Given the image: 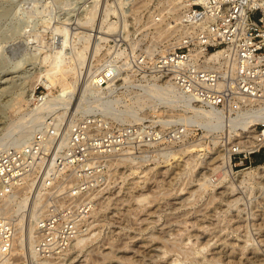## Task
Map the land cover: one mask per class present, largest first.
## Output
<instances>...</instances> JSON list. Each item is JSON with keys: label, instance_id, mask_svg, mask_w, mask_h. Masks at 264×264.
Returning a JSON list of instances; mask_svg holds the SVG:
<instances>
[{"label": "rangeland", "instance_id": "1", "mask_svg": "<svg viewBox=\"0 0 264 264\" xmlns=\"http://www.w3.org/2000/svg\"><path fill=\"white\" fill-rule=\"evenodd\" d=\"M94 1L0 0V141L16 134L15 130L6 135L7 127L21 112L36 104V95L61 90L58 77L63 75L66 82L76 77L74 94H77L80 83L91 77L104 59L115 55L117 48L130 54L132 46L134 53H138L150 43H162L172 29L173 17L166 10V0ZM91 7H96L93 29L104 8H108L107 21H114L113 32L110 30L104 39L93 29L88 31L90 37L81 32L80 21ZM54 25L66 28L67 43L59 54L61 67L68 68L64 73L50 63L53 48L60 42L59 35L50 37ZM94 46L99 47L95 55ZM80 51L82 55L85 52L82 62ZM45 55L51 56L45 60ZM123 76L128 79L126 74ZM146 80L143 77L125 83L119 78L115 82L116 102L112 109L118 121L115 131L118 126L142 123L149 132L150 143L138 146L128 135L123 145L115 146V169L109 173V180L102 185L94 184L82 196L91 200L92 209L87 212L85 226L77 237L89 235V239L72 246L76 237L61 253V264H264V176L243 184L238 183L236 176L244 168L264 163V159H258L264 150L252 154L243 164L234 165L230 161L232 171L224 174L219 183L206 181L209 185L204 188L200 185L204 175L213 177L216 172L213 168L227 153L219 135L213 144L212 136L203 135L200 127H192L184 134V128H178L180 122L170 120L181 111L178 107L156 104L152 98L138 95L142 92L138 83ZM132 109L137 115L129 114ZM120 110L129 115L125 121L119 119ZM86 115L71 112L64 119L81 122ZM35 119L26 118L23 126ZM198 141L201 142V146L195 147L198 150L183 155L175 151L176 157L167 155L181 144ZM235 198L238 201L234 202ZM40 209L42 213L44 205ZM27 222L24 219L26 228ZM15 245L7 264H41L39 261L61 255L44 258L35 254L37 259L35 255L30 258L24 238L21 246Z\"/></svg>", "mask_w": 264, "mask_h": 264}, {"label": "built area", "instance_id": "2", "mask_svg": "<svg viewBox=\"0 0 264 264\" xmlns=\"http://www.w3.org/2000/svg\"><path fill=\"white\" fill-rule=\"evenodd\" d=\"M166 10L173 17L169 38L138 53L129 46L130 54L123 49L120 57L104 59L91 76V96L115 97V82L126 74L125 83L168 79L198 105L223 116L264 114L258 109L264 104V0H170ZM43 99L36 95L37 102ZM113 112H86L81 122L47 114L40 122L30 120L22 135L0 146V199L27 186L28 196L43 200L44 210L33 220L36 255L52 258L65 252L83 230L92 205L82 196L109 180L116 145L128 135L138 146L150 143L142 123L115 131ZM245 135L219 133L234 165L264 150V118L254 124V135ZM15 235L12 218L0 211V263L10 259Z\"/></svg>", "mask_w": 264, "mask_h": 264}, {"label": "bare ground", "instance_id": "3", "mask_svg": "<svg viewBox=\"0 0 264 264\" xmlns=\"http://www.w3.org/2000/svg\"><path fill=\"white\" fill-rule=\"evenodd\" d=\"M95 2H96V0L94 1V3ZM165 2H166V4H169L170 0H166ZM95 6H96V4H95ZM95 8L96 7H91V9L89 11L87 10L88 13H87L85 19L80 21L81 22L80 24L82 25V30L80 28L79 29L81 30L83 36L87 35L88 37H90L88 35L89 34L88 31L93 29L92 28L93 27L92 22L94 20L95 13H96ZM107 14H108V8H104L102 11V16H100V18L98 17V19H97L98 22L96 23V26L93 29L95 31V33L99 34L98 36L100 38H103V39H104V36H106V34L110 32V30H112V32H113V28H114V21H107V19H106ZM75 26H77V25H75ZM54 27H55V25H54ZM59 27H55L54 29L51 28L52 30H50V31H52L51 35H50L51 38L52 37L54 38V36H56V35L60 36L59 44L57 46H54V48H53L55 50H54V53H52L53 56H52V60L50 59L51 60L50 63H52V66L54 65L55 67H57L58 72L61 71V73L62 72L64 73V71L67 70L68 68L64 69L63 67H61L62 61L60 59L59 54H61V52H63L61 50L65 46V43H67V40H66L67 39L66 38L67 33L65 30L66 29L65 27L64 28H63V26H61L62 28H59ZM167 28H168V26H167ZM164 29H162L163 33H164V31H163ZM157 30H158V28H157ZM67 31H68V29H67ZM167 35H168V33H167ZM80 37H81V35H80ZM105 38H107V37H105ZM70 39H71V37H70ZM82 43H83V41H82ZM68 45H69V43H68ZM81 45H83V44H81ZM87 46H85V47H87ZM97 46L93 47L92 52L94 55L96 54V52L99 49V47H97ZM76 52H78V49ZM92 52L90 51V53H92ZM69 53H70V51H69ZM72 53H74V52H72ZM84 53H83V55H84ZM121 53H122L121 49L115 51V57L116 58L120 57ZM83 55H82L81 51L78 54V56H80V58H81V62L83 60ZM50 56L45 55L44 56L45 60H46V58H48ZM62 56L63 55H61V57ZM41 58H42V56H41ZM62 59H63V57H62ZM60 61H61V63H60ZM77 61H78V59H77ZM71 64H72V61H71ZM75 67H76V64H75ZM73 69H75V68H72L71 70H73ZM76 70L80 71L79 68ZM87 70H89V68ZM50 73H52V74H50ZM50 73L49 74L53 76V72H50ZM76 73H77V71H76ZM70 74H71V72H70ZM78 74H80V73L78 72ZM59 75H60V73H59ZM71 76H74V75H71ZM58 78H59L58 81H59L60 85L62 86L61 90L56 94H53L52 92L49 91L50 93L45 95L44 99L41 102H37L32 108H29L28 110L21 112L19 117L17 118V120L14 121L12 124H10L11 127L10 126L7 127V131L5 133L6 135H9L10 133H12V131H15V130H16V132H15L16 134L13 136L22 135L24 130H25V127L27 126V125L23 126V123L25 122L26 118H27V120H29L30 117L33 118V120L36 118L37 120L36 119L35 120H36V122H38V121L43 120L47 114H53L57 119L61 120V119H64L66 116H67V118H69V116L71 115V112H72V114H75V113H79V112H81V113L91 112V111H95L96 109L108 110V111L115 110V109H112V106L116 102V99H114L115 97H111L108 100L102 101L99 98L91 96L90 82H92V77L88 76V78L84 79V81H82L80 83L79 89H77L78 91H76L77 94L75 93L76 95L74 94V91L76 88L75 84L77 82L76 77L71 81L67 80V82L65 81V77L63 75L61 77H58ZM120 79H122V81L124 80V82L127 81L126 76H122V77H120ZM149 79H151V78H149ZM149 79H147L146 82H144V83H142V82L138 83L140 88H138V87L137 88L141 89V91H142V92L138 91L139 92L138 95H143L144 97L152 98V100H155L156 104L162 103V105H165L167 107H178L179 110H181V111L179 113L172 115L170 120L179 121L180 123H182L183 124L182 128H184V134L185 133L187 134V132H189L192 127H200L203 131V135H211L212 136L213 144H215L217 142V137H218L219 133L226 134V137H229V138H231L233 136L236 137V135H240L241 131H245V133H246L245 136L254 135V124L260 118H264V114H261L260 117H254V116H251L250 114H248L247 112L241 113V114L235 115V116H232V115L223 116L222 114H220L219 111H216L212 108H206V107H202V106L198 105L191 96L182 93L168 79H165V80L163 79V80H161V82H157L155 79H152V80H149ZM48 85H49L48 87H50V83H48ZM85 94L87 96H85ZM27 97H28L27 99H29L30 95H28ZM140 98H142V97H140ZM88 100L89 101H96V102L92 103V102H89ZM129 109H131V108H129ZM258 109L260 111L264 112V104L260 105L258 107ZM103 112H105V111H103ZM119 112H118L120 114V117L118 116L119 119L122 121H125L126 117L129 116L128 113H123V112H125L123 110H120ZM126 112H128V111L126 110ZM131 112H133V113H131ZM113 113H115V111ZM129 114H131L132 116L137 115L135 109L134 110L132 109V111H130ZM238 131H239V133H238ZM8 139L9 138L5 139L4 141H0V146L3 145L4 143H6V141H8ZM196 146L197 147L201 146V142L198 141V142H191L188 144H181L179 146L180 148H177V150H169L167 155L172 157V155L175 154V151L176 152L178 151V153H180L182 155L184 153L189 154L192 151L198 150V148H195ZM192 155L193 154H191L190 156H192ZM191 158H193V157H191ZM188 159L190 160L189 157H188ZM230 161H231L230 157H228V155L226 153V156L224 159L221 160V163L219 165H216L213 168V170L216 171L214 173L213 177L212 176L209 177V176L204 175L203 181L200 182V185H202L205 188L207 185H209L206 181L211 182V179H212L213 183H219L221 181V179H223L222 177L224 176V174L232 171V168H231L232 163ZM185 164H186V161H185ZM261 175L264 176V163L259 164L253 168H244L236 174L237 181L239 184H243V183H246L247 181L257 179V178L261 177ZM27 189H28V187L24 186L20 191L16 190L12 194H10L9 196L0 199V210L4 211L6 214H9L13 218V220L15 221V226H16L15 243H17L18 246H21L22 239L24 238V240L27 241V249H28L27 252L29 253V257L33 258L35 255V253L33 252V249H32V240H31L32 229H33V220L39 215L40 210H42V209H40V206H43V204L40 205L41 197L39 195L36 197L34 196V198H32V197L29 198L27 196V192H26ZM141 198L144 199L145 197H140L139 199L141 200ZM39 199H40V201H39ZM236 201H238L237 198L234 199V202H236ZM24 219L28 221L27 222L28 223L27 228L25 227L26 225L23 224ZM23 225H25V226H23ZM88 236L86 235V236L77 237V239L72 243V246H74V245L78 246L80 243H82L84 240H86V238L89 239ZM18 246H17V248H18ZM63 254H61V255H59V256H57V257H55L49 261H39V263H41V264H61L59 257L60 256L62 257ZM35 258L37 259L36 255H35ZM56 258H58V259H56ZM5 263L6 262H2L0 264H5Z\"/></svg>", "mask_w": 264, "mask_h": 264}, {"label": "crops", "instance_id": "4", "mask_svg": "<svg viewBox=\"0 0 264 264\" xmlns=\"http://www.w3.org/2000/svg\"><path fill=\"white\" fill-rule=\"evenodd\" d=\"M258 159H259V160L264 159V153H261V154L258 156Z\"/></svg>", "mask_w": 264, "mask_h": 264}]
</instances>
